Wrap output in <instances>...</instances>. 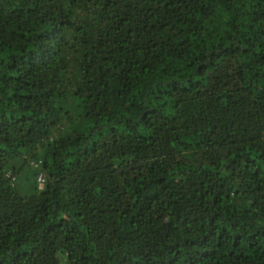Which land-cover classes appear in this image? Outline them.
Segmentation results:
<instances>
[{
	"label": "trees",
	"instance_id": "obj_1",
	"mask_svg": "<svg viewBox=\"0 0 264 264\" xmlns=\"http://www.w3.org/2000/svg\"><path fill=\"white\" fill-rule=\"evenodd\" d=\"M0 264H264V0H0Z\"/></svg>",
	"mask_w": 264,
	"mask_h": 264
},
{
	"label": "built area",
	"instance_id": "obj_2",
	"mask_svg": "<svg viewBox=\"0 0 264 264\" xmlns=\"http://www.w3.org/2000/svg\"><path fill=\"white\" fill-rule=\"evenodd\" d=\"M38 183L41 184V185H43V184L45 183V178H44L43 175H40V176L38 177Z\"/></svg>",
	"mask_w": 264,
	"mask_h": 264
},
{
	"label": "rangeland",
	"instance_id": "obj_3",
	"mask_svg": "<svg viewBox=\"0 0 264 264\" xmlns=\"http://www.w3.org/2000/svg\"><path fill=\"white\" fill-rule=\"evenodd\" d=\"M18 186L20 187L21 190H23V189H22V183H21L20 181L18 182ZM24 194H25V193H24Z\"/></svg>",
	"mask_w": 264,
	"mask_h": 264
}]
</instances>
